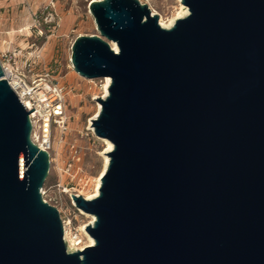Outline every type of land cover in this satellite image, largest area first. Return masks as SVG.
Wrapping results in <instances>:
<instances>
[{"label":"water","instance_id":"water-1","mask_svg":"<svg viewBox=\"0 0 264 264\" xmlns=\"http://www.w3.org/2000/svg\"><path fill=\"white\" fill-rule=\"evenodd\" d=\"M182 4L166 29L140 0L88 3L98 35L70 61L111 79L92 127L113 150L99 196H72L95 217L83 251L43 199L51 155L0 61V264H264V0Z\"/></svg>","mask_w":264,"mask_h":264},{"label":"rangeland","instance_id":"rangeland-1","mask_svg":"<svg viewBox=\"0 0 264 264\" xmlns=\"http://www.w3.org/2000/svg\"><path fill=\"white\" fill-rule=\"evenodd\" d=\"M90 1L6 0L0 15L4 21L0 24V56L8 54L11 67L21 72L31 67L35 75L49 73L69 92L67 131H54L51 170L44 188L47 200L58 208L67 229L73 236L79 235L83 245L88 239L81 227L92 219L73 205L70 194L91 193L106 150L105 143L90 130V121L98 109L95 97L104 94L105 82L90 83L79 77L70 61L77 37L98 35L88 10ZM140 1L165 20L175 16L179 6L177 0ZM5 41L8 49L4 48Z\"/></svg>","mask_w":264,"mask_h":264},{"label":"built area","instance_id":"built-area-1","mask_svg":"<svg viewBox=\"0 0 264 264\" xmlns=\"http://www.w3.org/2000/svg\"><path fill=\"white\" fill-rule=\"evenodd\" d=\"M5 58L9 59V55L0 56L4 71L3 79L8 82L29 112L34 109L29 115L32 124L31 140L42 151L50 153L53 150L55 129L62 133L67 131L68 104L66 98L69 92L49 73L35 75L31 67L28 71L21 72L11 67L12 58L6 60V62L4 61ZM80 182L82 183V180ZM42 196L46 203L52 205L47 200V190L45 188L42 191ZM62 222L64 225V221ZM65 228L64 226V236H66ZM73 238L76 240L77 247L83 245V240L79 235H74Z\"/></svg>","mask_w":264,"mask_h":264},{"label":"bare ground","instance_id":"bare-ground-1","mask_svg":"<svg viewBox=\"0 0 264 264\" xmlns=\"http://www.w3.org/2000/svg\"><path fill=\"white\" fill-rule=\"evenodd\" d=\"M177 1H178L179 6L177 8V12H176L175 16H173L172 18H168L166 20L163 17H160V25L163 28L170 29V28H172L174 26L175 22L178 19L188 16L189 11H188V9L185 6H183L182 0H177ZM153 13L156 14L155 12H153ZM112 48L114 49V51L118 52V47H117L116 44H112ZM71 68L74 70L72 64H71ZM8 69H10V68H8ZM75 73L79 77H81L77 72H75ZM83 79H85V78H83ZM87 81L90 82V83L94 82L93 80H87ZM104 82H105L104 94L102 96H99V97L96 96L95 100L100 99V98L101 99H105L107 97V95L109 93V87L111 85V79L110 78H106V79H104ZM97 107H98L97 112H96L95 116L90 121V130L93 131V132H94V129L92 127V125H93L92 121L98 117V115H99V113H100V111L102 109V106H101L100 103H98V101H97ZM98 139L103 141L105 143V145H106V150L103 153V156H104V161H103L104 163L103 164L104 165H103L102 171L100 172L98 178L95 180V186H94L93 190L91 191V193L84 194V195L83 194H79L78 195V196H83L87 200H92V199H94V198L99 196L100 189H101V183H102V177L105 175L107 167L109 165V157L107 155H105V154H108V153H110L113 150V145H112L111 142H109L108 140H105V139H100V138H98ZM66 192H69V191L66 190ZM73 195L74 194L71 193L70 194V198H71V201L73 202V205L75 206V203H74V201L72 199ZM81 213L83 214L84 212L81 210ZM84 214H86V213H84ZM86 215L89 216V218L91 217V219H92V221L89 224H86V225L81 227V231L83 232V235L88 239L86 245H82L80 247H77L76 240L73 238V235H72L71 231H69L67 229L68 227H66V223L64 224V226L66 227L65 228V231H66V236H65L66 240L65 241L67 242L69 249L72 250V251H75V250L76 251H83L85 248L92 247V246L95 245L94 239L92 237H90V235L86 232V227L88 225H91V224L94 223L95 217L92 216V215H89V214H86ZM68 225H69V223H68Z\"/></svg>","mask_w":264,"mask_h":264},{"label":"crops","instance_id":"crops-1","mask_svg":"<svg viewBox=\"0 0 264 264\" xmlns=\"http://www.w3.org/2000/svg\"><path fill=\"white\" fill-rule=\"evenodd\" d=\"M4 6H6V0H0V15H1V11L3 10ZM3 22H4V21H3V19H2V16H0V24L2 25ZM3 45H4V48H5V49H8V48H9V44H7V41H5V42L3 43ZM6 45H7V46H6Z\"/></svg>","mask_w":264,"mask_h":264}]
</instances>
